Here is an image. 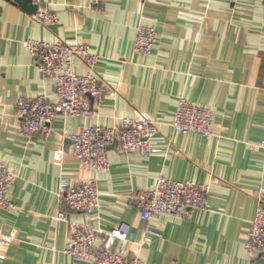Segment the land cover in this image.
I'll use <instances>...</instances> for the list:
<instances>
[{
    "label": "crops",
    "instance_id": "1",
    "mask_svg": "<svg viewBox=\"0 0 264 264\" xmlns=\"http://www.w3.org/2000/svg\"><path fill=\"white\" fill-rule=\"evenodd\" d=\"M32 1L34 13L0 0V162L16 173L9 193L15 207H0V230L13 234L7 244L0 234V264H87L64 251L68 226L54 218L62 176L97 177L100 191L92 214L66 208V218L90 222L100 236L127 223V239L114 248L137 252L145 264H264V253L245 247L264 186V148L254 144L264 137V0ZM43 9L57 20L38 21ZM143 25L158 32L149 53L134 50ZM28 39L83 43L98 56L94 70L109 92L91 101L96 115H58L45 137L20 131L18 99H57ZM73 69L87 66L74 58ZM180 98L213 110L210 136L171 127ZM137 110L157 122L151 153L110 144L104 173L72 154L69 133L117 125ZM160 176L208 183L206 206L188 217L141 218L136 195Z\"/></svg>",
    "mask_w": 264,
    "mask_h": 264
},
{
    "label": "built area",
    "instance_id": "2",
    "mask_svg": "<svg viewBox=\"0 0 264 264\" xmlns=\"http://www.w3.org/2000/svg\"><path fill=\"white\" fill-rule=\"evenodd\" d=\"M92 4H98L93 1ZM43 24L57 20L55 12L43 9L35 14ZM158 32L153 25L138 27L134 40V50L149 53L157 39ZM25 46L38 58L41 73L53 77L56 101L45 95L21 98L15 103L16 114L20 118V131L24 135L38 133L48 136L51 124L58 115L93 116L97 110L91 101L100 99L109 92L103 78L95 72L98 56L88 45L71 44L63 39L54 42L28 39ZM74 58L81 59L87 70L78 73L73 69ZM213 110L185 98H180L170 122L175 131L195 132L203 136L212 134ZM158 131L157 122L145 111L137 110L132 115H124L117 125L102 126L90 124L67 136L71 141L72 154L81 163L90 164L97 172L109 170L108 147L116 145L125 152L138 151L149 154L153 151L151 140ZM264 148V137L254 143ZM16 173L4 162H0V207L10 210L15 207L10 199V188ZM210 186L194 180H179L160 176L155 185L139 191L136 203L140 217L148 219L158 213L171 218L188 217L193 209L204 208L207 204ZM97 177L91 176L78 182H70L65 176L58 184L56 220L65 221L68 239L64 251L87 264H145L137 252L132 255L114 248L116 240L128 237L129 225L119 222L111 229L99 231L90 222L76 223L65 216V209L92 214L99 206ZM257 206L248 231L245 247L250 254L264 253V186L256 193ZM1 234V244L13 239V234Z\"/></svg>",
    "mask_w": 264,
    "mask_h": 264
},
{
    "label": "water",
    "instance_id": "3",
    "mask_svg": "<svg viewBox=\"0 0 264 264\" xmlns=\"http://www.w3.org/2000/svg\"><path fill=\"white\" fill-rule=\"evenodd\" d=\"M16 1L22 8L27 11L34 13L38 9L37 3H34L32 0H14Z\"/></svg>",
    "mask_w": 264,
    "mask_h": 264
}]
</instances>
